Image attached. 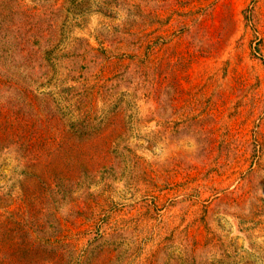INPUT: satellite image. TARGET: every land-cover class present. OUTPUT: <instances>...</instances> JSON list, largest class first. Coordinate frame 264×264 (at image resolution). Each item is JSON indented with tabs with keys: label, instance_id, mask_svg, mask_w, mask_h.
I'll use <instances>...</instances> for the list:
<instances>
[{
	"label": "rangeland",
	"instance_id": "1",
	"mask_svg": "<svg viewBox=\"0 0 264 264\" xmlns=\"http://www.w3.org/2000/svg\"><path fill=\"white\" fill-rule=\"evenodd\" d=\"M1 4L35 53L8 83L44 95L0 153L2 216L38 180L57 264H264V0Z\"/></svg>",
	"mask_w": 264,
	"mask_h": 264
},
{
	"label": "trees",
	"instance_id": "2",
	"mask_svg": "<svg viewBox=\"0 0 264 264\" xmlns=\"http://www.w3.org/2000/svg\"><path fill=\"white\" fill-rule=\"evenodd\" d=\"M0 9L2 18L0 30L4 32L2 36L0 35V153H2L4 150H8L11 145L17 146L20 143L26 148L34 145V139H38L41 133L29 122L32 117L24 108L32 107V110L38 111L39 103L37 104V102L44 95L36 94L30 86L24 81H20L15 75L16 81L9 80L8 83V60L15 68L32 67L30 62L35 53L31 51L23 53L26 51L25 40L12 34L14 33L13 25L8 26L7 23L3 26L7 11L5 4H1ZM9 31L10 33H8ZM18 56L19 58H17ZM8 91H12L14 94V97L9 100ZM48 96L49 94L45 95L47 102ZM20 148L23 150L22 146ZM24 150L28 152V155L21 151L23 159H27L30 155L28 162H36L38 157L34 154V150ZM28 176L30 179L38 177L40 179L39 173L37 175L34 172ZM31 184L36 187L32 196H28L26 189H22L23 195L19 201L22 203L21 214L23 216L20 219L13 218V212L10 216L8 214L2 216L0 213V264H57L62 257L61 254L55 253L56 242H46V239L40 240L35 237L36 231L44 229L42 219L45 206L44 194L37 191V186L42 191H46L50 185L38 180ZM41 242L44 243L40 244ZM68 257L70 260V256Z\"/></svg>",
	"mask_w": 264,
	"mask_h": 264
}]
</instances>
